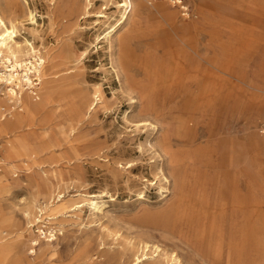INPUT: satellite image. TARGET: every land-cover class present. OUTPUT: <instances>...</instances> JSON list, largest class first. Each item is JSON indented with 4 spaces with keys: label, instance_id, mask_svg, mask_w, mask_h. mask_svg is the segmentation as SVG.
I'll use <instances>...</instances> for the list:
<instances>
[{
    "label": "rangeland",
    "instance_id": "374dc122",
    "mask_svg": "<svg viewBox=\"0 0 264 264\" xmlns=\"http://www.w3.org/2000/svg\"><path fill=\"white\" fill-rule=\"evenodd\" d=\"M9 2L0 0V18L16 31L11 45L35 55L15 68L24 94L10 111L0 65V264H208L190 231L222 222L230 233L231 208L246 196L254 221L264 220V0H187L189 19L161 1L130 0L146 15L123 30L128 79L110 47L128 0ZM39 58L41 74L27 73L32 95L25 70ZM200 64L195 101L194 80L187 96L178 81L182 66ZM140 89L155 103L144 116ZM169 126L171 156L158 142ZM179 171L185 188L173 183ZM61 201L83 207L57 213ZM226 260L264 264V251Z\"/></svg>",
    "mask_w": 264,
    "mask_h": 264
},
{
    "label": "bare ground",
    "instance_id": "6f19581e",
    "mask_svg": "<svg viewBox=\"0 0 264 264\" xmlns=\"http://www.w3.org/2000/svg\"><path fill=\"white\" fill-rule=\"evenodd\" d=\"M128 1L131 7L130 12L128 14L125 13L121 14L120 19L117 22V26L113 30L114 35L110 38V47L113 49L114 55L116 57L115 60L116 66L117 68L120 69L119 72L123 77H125V79H128L129 76V74H127L128 66L126 65V62L127 60L130 59V56L127 54V48H126V46L128 45V37L123 35V30L126 28V26L130 25L131 22L133 24L131 26L136 27L138 24L142 23L143 16L146 15L145 12L146 8L144 6H140L137 9H135L134 7L132 8L131 5L132 2L130 3V0ZM4 3L7 6V8L11 10V5H12L11 2H9V0H4ZM88 6H89V2L88 5L87 4L83 5L82 12L84 14H88V10H89ZM117 7L124 8L125 4H119ZM153 8L165 10L163 7H153ZM166 11L163 13L168 17H170L168 11L167 12ZM98 18H103V17L98 16ZM15 34L16 31L14 30V28L11 25L7 27L6 23L0 18V65L4 69V74H6L5 78L7 80V85H8V91L5 94L6 98H3L2 101L5 102L4 100H6V105L8 106L9 111L11 107L10 104L13 103L14 101L17 100L21 105L23 101L22 95L24 94L23 93L24 89L22 86H20V81L18 78L19 75L15 74L16 72L15 68L16 67L21 68L23 64H26V61L23 59V57L30 56L31 54L35 55L34 49L32 48L31 45H27L29 49L26 52L21 48L14 47L11 45L12 42H14ZM14 44L16 43L14 42ZM5 63H7L8 66H5ZM45 64H46L45 59L39 58L34 65L31 64L32 66L31 69L27 68L25 70L26 80H24V83L26 84V86H28V89L26 90H29V93L32 95H34L32 91L34 87L31 86V81L29 80L27 73L30 74L35 73L37 74V76H39ZM182 67L183 70L180 72V74L185 76H183L180 80H183L185 82L178 81L179 89L182 88L183 86L186 92L187 91L186 85L188 80L193 79L195 82L197 93L194 96H192L191 99L194 98L195 101H198L199 99H201V97L204 94L203 77L205 73V68L201 64L194 66H182ZM193 70L194 72L192 73L191 76L190 73ZM1 77H3V75H1ZM13 82L17 83L15 85V88L19 92H16L15 89L10 87ZM126 84H128V81H126ZM187 92H186V96H187ZM99 100L100 99H98V101ZM137 102H138L137 106L139 108V111L137 113L138 116H144V114L149 112V110H152L153 106H155V103L153 101V95L150 92L143 91L142 89L137 91ZM93 105L91 106L92 108H90L91 110H93L97 104H93ZM182 106H183L182 104L181 105L177 104L175 109L180 111L182 110ZM14 128L17 129L19 128V126H16L14 124ZM162 129L163 130L161 132H164V134L161 136L160 141L158 139L159 146L163 153H165L168 156H171L172 146L169 143H170V136L172 135V130L170 126L167 129H165V127H162ZM178 173L179 174H177L173 183L175 186L177 185L179 187L185 188L186 183L185 180L183 179V175L180 174V171ZM88 205L90 206V208H92L93 211H97V212L100 211V208L102 207V206L101 207L97 206L96 202L95 203L90 202L88 203ZM55 206H56L55 208L56 212L59 213L65 210H69L68 212L75 211L76 209L82 208L83 204L69 205L65 201H61L58 205ZM61 208L62 210L60 211L59 209ZM231 209L232 211H231V215L229 216V219L233 221L232 222L233 225L232 228L231 226H229L230 230L232 229L230 233L227 232V229L222 227L221 225L222 222H215L214 224L210 225L208 229H206V226L204 227L202 225V228L198 227L195 232L190 231L189 234L190 243L193 244V246L195 247L194 249H197L199 251L198 255L203 262H206L208 264H228L226 260V257L228 256L242 257L243 255L250 254L251 252H256L260 254L261 252L264 251V220L258 218L257 221H254V214L252 213L253 208H237L236 212H235V208H231ZM188 216L190 221H195L197 219L195 212L189 213ZM203 216L204 215H202V218ZM238 218H240L239 221ZM172 219H173L172 216H170L164 219L162 223L165 222L170 223ZM32 244L34 246L38 245L36 242H33ZM46 246H50V245L46 244ZM2 260L4 259H0V261ZM144 260H146V258H144L143 260L137 258L135 264H141L142 261ZM174 262H175L174 259L165 258L159 261H153L152 264H169V263L177 264L176 262L175 263ZM19 263L21 264V262Z\"/></svg>",
    "mask_w": 264,
    "mask_h": 264
},
{
    "label": "built area",
    "instance_id": "2783aa9c",
    "mask_svg": "<svg viewBox=\"0 0 264 264\" xmlns=\"http://www.w3.org/2000/svg\"><path fill=\"white\" fill-rule=\"evenodd\" d=\"M151 3L153 1H161L167 3L172 8L177 9L180 12L181 17L189 19L191 16L190 7L187 0H146ZM2 112V110H1ZM0 112V113H1ZM257 132L264 137V121L260 122L257 126Z\"/></svg>",
    "mask_w": 264,
    "mask_h": 264
},
{
    "label": "crops",
    "instance_id": "0c3cea01",
    "mask_svg": "<svg viewBox=\"0 0 264 264\" xmlns=\"http://www.w3.org/2000/svg\"><path fill=\"white\" fill-rule=\"evenodd\" d=\"M250 205H251V200H250V198L249 197H245L244 199H243V208H250ZM12 246V245H11ZM6 247V248H5ZM8 246H0V259H4L5 257H2V255L5 253V252H3V251H6V249H8L7 248ZM2 249V250H1Z\"/></svg>",
    "mask_w": 264,
    "mask_h": 264
}]
</instances>
